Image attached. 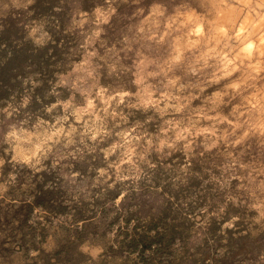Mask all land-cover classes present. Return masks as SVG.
I'll use <instances>...</instances> for the list:
<instances>
[{"label": "clouds", "instance_id": "clouds-1", "mask_svg": "<svg viewBox=\"0 0 264 264\" xmlns=\"http://www.w3.org/2000/svg\"><path fill=\"white\" fill-rule=\"evenodd\" d=\"M8 12L0 264H264V0Z\"/></svg>", "mask_w": 264, "mask_h": 264}, {"label": "rangeland", "instance_id": "rangeland-1", "mask_svg": "<svg viewBox=\"0 0 264 264\" xmlns=\"http://www.w3.org/2000/svg\"><path fill=\"white\" fill-rule=\"evenodd\" d=\"M15 11V10H13ZM0 23H4L6 25H9V27L7 28V30L3 33L0 34V41H8L9 43V47L15 52L16 51V45L13 42V37H17L19 34V30L16 28V24H17V20H14L12 18V12H8L5 14V16H0ZM3 60V52H0V61ZM20 60L19 57H15L13 60H11L9 62V66L6 69H0V78L4 79L5 82H7V78L8 76L11 75V68L14 65L19 64ZM4 70V71H2ZM14 210V206L9 205L7 208V213H12ZM6 214V210L4 208H0V216L5 215ZM13 239H15V236H13ZM140 241H144L146 243L152 242V240H157V247L154 250V254L156 256H159L160 254H162L163 252H166L168 250V242L166 240H164L162 237H157V238H152L151 240L147 237V236H141L138 238ZM131 243L133 245H137L138 240L136 237L133 238V240L131 241ZM146 249H150L146 248ZM123 250V249H122ZM135 250V247L133 248V251ZM140 257L141 259L144 258V249L140 250ZM125 264H136L135 261H126ZM150 264V262H149Z\"/></svg>", "mask_w": 264, "mask_h": 264}, {"label": "trees", "instance_id": "trees-1", "mask_svg": "<svg viewBox=\"0 0 264 264\" xmlns=\"http://www.w3.org/2000/svg\"><path fill=\"white\" fill-rule=\"evenodd\" d=\"M15 57H17V56H14V58H15ZM14 58H13V59H14ZM2 71H4V70H2ZM143 244H144V248H143V249H146V248H149V247H150L151 242L146 243V242L143 241Z\"/></svg>", "mask_w": 264, "mask_h": 264}]
</instances>
